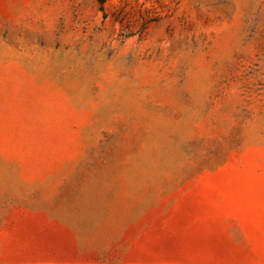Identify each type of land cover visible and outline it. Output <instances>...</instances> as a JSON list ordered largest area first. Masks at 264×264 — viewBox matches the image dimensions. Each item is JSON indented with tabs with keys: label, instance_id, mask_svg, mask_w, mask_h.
<instances>
[{
	"label": "rangeland",
	"instance_id": "obj_1",
	"mask_svg": "<svg viewBox=\"0 0 264 264\" xmlns=\"http://www.w3.org/2000/svg\"><path fill=\"white\" fill-rule=\"evenodd\" d=\"M0 264H264V0H0Z\"/></svg>",
	"mask_w": 264,
	"mask_h": 264
}]
</instances>
